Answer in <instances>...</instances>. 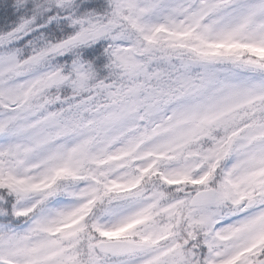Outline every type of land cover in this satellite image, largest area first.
<instances>
[{
  "label": "snow or ice",
  "instance_id": "snow-or-ice-1",
  "mask_svg": "<svg viewBox=\"0 0 264 264\" xmlns=\"http://www.w3.org/2000/svg\"><path fill=\"white\" fill-rule=\"evenodd\" d=\"M0 264H264V0H0Z\"/></svg>",
  "mask_w": 264,
  "mask_h": 264
}]
</instances>
